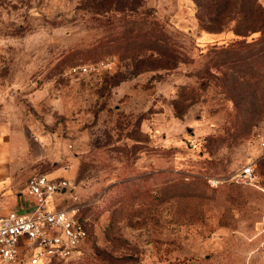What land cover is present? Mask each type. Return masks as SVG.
Returning <instances> with one entry per match:
<instances>
[{
  "label": "rangeland",
  "instance_id": "rangeland-1",
  "mask_svg": "<svg viewBox=\"0 0 264 264\" xmlns=\"http://www.w3.org/2000/svg\"><path fill=\"white\" fill-rule=\"evenodd\" d=\"M122 1L0 0V214L29 210L32 174L66 177L90 237L59 264H264V43L200 26L252 0ZM155 36L176 67L151 68Z\"/></svg>",
  "mask_w": 264,
  "mask_h": 264
},
{
  "label": "built area",
  "instance_id": "built-area-1",
  "mask_svg": "<svg viewBox=\"0 0 264 264\" xmlns=\"http://www.w3.org/2000/svg\"><path fill=\"white\" fill-rule=\"evenodd\" d=\"M107 65L103 59L97 67L90 64L78 69L92 73ZM236 180L256 185L258 177L247 164ZM222 182V179H210L212 186ZM73 190L72 181L66 177L38 173L28 178L26 191L34 199L31 210L0 214V264H59L82 253L90 237V222L82 214L85 205L73 195ZM58 195L62 198L56 199Z\"/></svg>",
  "mask_w": 264,
  "mask_h": 264
},
{
  "label": "trees",
  "instance_id": "trees-1",
  "mask_svg": "<svg viewBox=\"0 0 264 264\" xmlns=\"http://www.w3.org/2000/svg\"><path fill=\"white\" fill-rule=\"evenodd\" d=\"M122 2H125L123 0ZM199 7L204 5L213 6V0L203 3L201 0H196ZM236 5L244 4L243 0H237ZM221 5L229 6L232 5L231 0H219V3L216 6L219 8ZM260 9L258 10V8ZM217 12L207 15L208 21L202 20L200 18V26L208 32H221L223 30H233L234 33L242 38H236L231 41L229 44L221 45L220 49H226L231 51H236L240 55V52L246 50L248 47L253 45H260L264 43V9L261 7L257 0H252L249 6V10H246L245 13L240 11H231V10H216ZM235 21L233 27H227L229 22ZM260 31L258 37H254L252 40H248V35ZM158 38L155 36V40L152 44L151 49L154 54L157 53V56L149 55L148 58L154 60V64L151 66L152 69H157L160 67L164 68H174L178 62V55L175 50L171 47H162L158 43ZM213 46H217L214 44ZM217 48V47H215ZM158 55L160 57H158Z\"/></svg>",
  "mask_w": 264,
  "mask_h": 264
},
{
  "label": "crops",
  "instance_id": "crops-1",
  "mask_svg": "<svg viewBox=\"0 0 264 264\" xmlns=\"http://www.w3.org/2000/svg\"><path fill=\"white\" fill-rule=\"evenodd\" d=\"M3 150H4V148H3ZM3 150L0 152V155L2 154ZM11 176H12L11 173H9L8 169L4 165L2 159L0 158V183H1L0 184V191H1V189L5 188V187H10ZM4 184H6V185L4 186Z\"/></svg>",
  "mask_w": 264,
  "mask_h": 264
}]
</instances>
